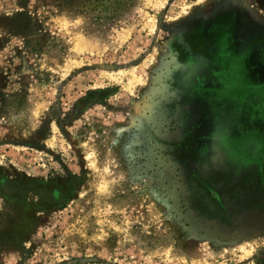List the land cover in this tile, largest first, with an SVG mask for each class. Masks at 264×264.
Instances as JSON below:
<instances>
[{
	"label": "rangeland",
	"instance_id": "1",
	"mask_svg": "<svg viewBox=\"0 0 264 264\" xmlns=\"http://www.w3.org/2000/svg\"><path fill=\"white\" fill-rule=\"evenodd\" d=\"M0 264H264V0H0Z\"/></svg>",
	"mask_w": 264,
	"mask_h": 264
},
{
	"label": "flooded vegetation",
	"instance_id": "2",
	"mask_svg": "<svg viewBox=\"0 0 264 264\" xmlns=\"http://www.w3.org/2000/svg\"><path fill=\"white\" fill-rule=\"evenodd\" d=\"M234 13L238 20V27L240 31L239 42L242 45V47L239 50L240 54L244 57L247 63L249 62L253 63L254 62L253 58L257 57L256 47H259L261 49L263 48L262 46L261 47L258 46V44L261 45L260 43H256L257 41L253 40V36L258 30V25L250 23L249 20L244 18L245 15L239 10H236ZM188 64H190L191 69H193V74L198 75L199 77H201V79H205L204 76L206 74V71L204 67V58L203 59L197 58L195 60H192ZM257 72H263V70Z\"/></svg>",
	"mask_w": 264,
	"mask_h": 264
}]
</instances>
